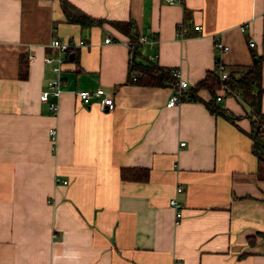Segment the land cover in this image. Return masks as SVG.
I'll return each mask as SVG.
<instances>
[{"label":"crops","instance_id":"1","mask_svg":"<svg viewBox=\"0 0 264 264\" xmlns=\"http://www.w3.org/2000/svg\"><path fill=\"white\" fill-rule=\"evenodd\" d=\"M114 23L156 41L139 59L178 68L184 94L217 59L235 73L259 59L264 115V0H0V264H264L249 106L217 101L221 89L165 106L170 84L128 82L129 34ZM55 38L85 46L68 52L53 114L39 95ZM101 88L112 111L76 94Z\"/></svg>","mask_w":264,"mask_h":264},{"label":"trees","instance_id":"2","mask_svg":"<svg viewBox=\"0 0 264 264\" xmlns=\"http://www.w3.org/2000/svg\"><path fill=\"white\" fill-rule=\"evenodd\" d=\"M61 5L66 9L65 2H61ZM67 10V9H66ZM69 20L78 23L80 25L88 24L94 25L102 23V20H91L82 14H73ZM122 31L129 34L130 45H129V60H128V82L135 83L141 86H160L164 84H170L174 87L175 78L169 74L168 69L159 67L151 59H139L140 43L139 37L133 33H130V23L122 25L120 23H114ZM66 62V61H65ZM240 69L238 72H229V78L221 82L218 76L214 72H206V76L200 82H198L193 88H190L189 92L183 95V98H194L196 92L199 89L209 90L213 95L223 85L232 90H238L242 101L249 106V111L246 116L250 118V131L249 136L252 139V152L256 156L257 160L264 162V115L261 114L260 110V97L262 90L259 88L261 80V62L258 61L249 67L237 68ZM175 89V88H174ZM257 92L253 94V90ZM229 96V93H226ZM123 178H126L124 173Z\"/></svg>","mask_w":264,"mask_h":264},{"label":"built area","instance_id":"3","mask_svg":"<svg viewBox=\"0 0 264 264\" xmlns=\"http://www.w3.org/2000/svg\"><path fill=\"white\" fill-rule=\"evenodd\" d=\"M166 1H171V0H166ZM246 26H242L240 29L241 30H245ZM195 30H200L199 26H195L194 27ZM104 42L109 43L112 42L110 38H106L104 40ZM129 41L127 43V46L129 48L130 45ZM139 43L140 44H154L156 43V41H149L145 36L139 38ZM248 44L253 47L254 43L253 41H249ZM213 45L215 46V48L217 50H219L221 53H224L228 50V47L225 46L219 39L215 40ZM52 51L56 52L54 56H46L44 58V62L51 67V79L48 83V85L46 86L45 89L42 90V92L40 93V102H44L47 103V108L48 110H50L53 114L57 113V100L60 98V93H61V72L63 70V64L66 61V57L68 55V52L70 51V48L73 47H77V46H85L84 43L82 41H78V42H62L61 40L55 38L52 39L48 45ZM153 57L155 58L156 56L153 55ZM169 74L171 76H173L175 78V94L172 95L168 101L166 102L167 107L171 108L174 107L177 103L181 102L183 99V95L185 90L188 88V84L187 82L182 79V76L180 74V71L178 68L174 67V68H170L168 69ZM213 72L218 76L219 80L221 82L226 81L229 78V74H228V69L227 67L220 61V60H216V63L214 65V69ZM222 93L216 97L217 101H220V99H222V95L225 93H229V96L231 97H240L239 91L238 90H232L229 89L227 87H225L224 85L220 88ZM81 101V103L83 105H87L90 100L93 97H97L99 98V107L103 110L106 111H112L115 107V102H114V98L113 96L109 95L108 93L105 92L104 89H97L95 91H78L76 93ZM54 98L56 99L55 102L49 101L50 98ZM48 135L50 140H52L53 142L55 141L56 137H57V130L54 127L49 128L48 130ZM181 145H183V143H181ZM59 179L55 178V182H58ZM64 184L67 183V181L63 180L62 181ZM181 188L179 187L177 189V192H179ZM170 206L173 208V210H175V224H178L180 221V218L182 216V209H181V203L178 202L176 199H171L169 201Z\"/></svg>","mask_w":264,"mask_h":264},{"label":"water","instance_id":"4","mask_svg":"<svg viewBox=\"0 0 264 264\" xmlns=\"http://www.w3.org/2000/svg\"><path fill=\"white\" fill-rule=\"evenodd\" d=\"M254 62H256V59H254Z\"/></svg>","mask_w":264,"mask_h":264}]
</instances>
